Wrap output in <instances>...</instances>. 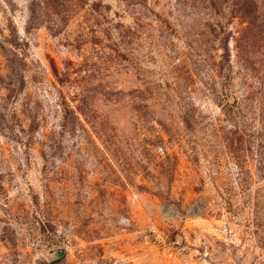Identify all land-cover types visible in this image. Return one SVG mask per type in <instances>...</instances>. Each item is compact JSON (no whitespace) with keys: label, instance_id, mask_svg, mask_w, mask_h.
<instances>
[{"label":"rangeland","instance_id":"rangeland-1","mask_svg":"<svg viewBox=\"0 0 264 264\" xmlns=\"http://www.w3.org/2000/svg\"><path fill=\"white\" fill-rule=\"evenodd\" d=\"M0 264H264V0H0Z\"/></svg>","mask_w":264,"mask_h":264},{"label":"trees","instance_id":"trees-1","mask_svg":"<svg viewBox=\"0 0 264 264\" xmlns=\"http://www.w3.org/2000/svg\"><path fill=\"white\" fill-rule=\"evenodd\" d=\"M16 34V33H15ZM14 34V37L16 38V35ZM15 38L12 40L11 39V41H9L8 43L11 45V47L13 48V49H18L19 48V46H18V41L17 40H15Z\"/></svg>","mask_w":264,"mask_h":264},{"label":"water","instance_id":"water-1","mask_svg":"<svg viewBox=\"0 0 264 264\" xmlns=\"http://www.w3.org/2000/svg\"><path fill=\"white\" fill-rule=\"evenodd\" d=\"M63 253H64V250H58V251L55 252V256L56 257H60V256L63 255Z\"/></svg>","mask_w":264,"mask_h":264}]
</instances>
